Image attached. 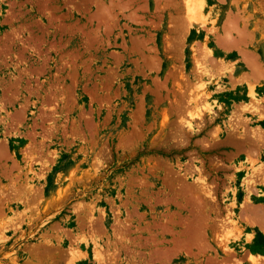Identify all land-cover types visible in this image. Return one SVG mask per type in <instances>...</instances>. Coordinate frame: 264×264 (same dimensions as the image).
Masks as SVG:
<instances>
[{
  "label": "rangeland",
  "instance_id": "374dc122",
  "mask_svg": "<svg viewBox=\"0 0 264 264\" xmlns=\"http://www.w3.org/2000/svg\"><path fill=\"white\" fill-rule=\"evenodd\" d=\"M125 1L0 0V264H264V0Z\"/></svg>",
  "mask_w": 264,
  "mask_h": 264
},
{
  "label": "bare ground",
  "instance_id": "6f19581e",
  "mask_svg": "<svg viewBox=\"0 0 264 264\" xmlns=\"http://www.w3.org/2000/svg\"><path fill=\"white\" fill-rule=\"evenodd\" d=\"M126 1H127V0H126ZM126 1H125V2H126ZM131 1H133V0H131ZM131 1H130V2H131ZM155 1H156V0H155ZM175 1H177V0H175ZM182 1H183V3L185 4L184 0H182ZM188 1H191V0H188ZM188 1H187V2H188ZM201 1H202L203 3H202ZM128 2H129V1H128ZM195 2H199V3L204 4V5H206V3H207L205 0H198V1H197V0L193 1V0H192L191 3L188 2V3H187L188 6L186 5V7H187V9H188V12H187L186 9H185V10H186V12L189 13V14H190V12H191V15L188 14L189 16H192V11L194 12V10L192 9V8L194 7V4H192V3H195ZM168 3H170V2H168ZM189 3H190V4H189ZM142 4H144V3H142ZM165 4H166V3H165ZM171 4H172V3H170V5H171ZM173 4H176V2L173 3ZM173 4H172V5H173ZM112 5H113V4H112ZM121 5H122V4H121ZM168 5H169V4H167L166 6H168ZM191 5H192V6H191ZM113 6H114V5H113ZM119 6H120V5H119ZM119 6H118V7H119ZM122 6H124V4H123ZM163 6H164V5H163ZM189 6H191L192 8H190ZM108 7H109V6H108ZM125 7H126V6H125ZM119 8H120V7H119ZM123 9H124V8H123ZM119 10H120V9H119ZM121 10H122V9H121ZM178 11H180V10H177V13H178ZM182 11H183V10H182ZM131 12H132V11H131ZM175 12H176V11H175ZM122 14H123V13H122ZM235 14H236V13H235ZM235 14H234V15H235ZM238 14H239V13H237L236 15H238ZM181 15H182V14H181ZM185 15H186V14H185ZM227 15H228V14H227ZM234 15H233V17L236 16V15H235V16H234ZM240 16H241V15H240ZM137 17H138V16H137ZM169 17H170V16H169ZM182 17H183V15H182ZM182 17H180V18H178V19L181 21V19H183ZM227 17L230 18V15L227 16ZM227 17H226V18H227ZM238 18H241V17H238ZM136 19H137V18H136ZM169 19H170V18H169ZM230 19H231V18H230ZM230 19H227V20H230ZM235 19H237V18H235ZM235 19L233 18L232 21H233L234 23H237L238 20L235 21ZM242 19L244 20V17H242ZM183 20H184V19H183ZM183 20H182V21H183ZM170 21H171V19H170ZM172 21H173V20H172ZM174 21H175V20H174ZM177 21H178V20H177ZM180 21L177 22V23H179V25H180ZM184 21L186 22V19H185ZM184 21H183L181 24H183ZM226 22H227V21H226ZM141 23H143V21H142ZM168 23H169V21H168ZM189 23H190V22L188 21V25H187V22H186L185 24H186L187 26H189ZM229 23H232V22L230 21ZM234 23H233V25H234ZM173 24H175V22H173ZM173 24H172V25H173ZM185 24H184V25H185ZM224 24H225V23H224ZM237 24H238V23H237ZM227 25H229V24L227 23ZM231 25H232V24H231ZM235 25H236V24H235ZM243 25H244V23H243ZM174 26H175V25H174ZM222 26H225V27H224L225 29L223 28V29H224V32H225V30H227L228 28H230V27H228V26L226 27V25H222ZM236 26H237V25H236ZM236 26H235V27H236ZM244 26H245V25H244ZM244 26H242V27L244 28ZM175 27H176V26H175ZM179 27H180V26H179ZM185 27H186V26H185ZM238 27H239V26H237V29H238ZM245 27H247V26H245ZM183 28H184V27H183ZM183 28L181 27V28H179V29L181 30V29H183ZM226 28H227V29H226ZM243 28H242V29H243ZM230 29H231V28H230ZM232 29H233V26H232ZM169 30H170V29H169ZM184 30H185V28H184ZM233 30L236 32L235 29H233ZM173 31H174V30H173ZM176 31H177V30H175V32H176ZM181 31H182V30H181ZM228 31H229V29H228ZM228 31H226V32H228ZM230 31H231V30H230ZM245 31H246V30H245ZM245 31H242L243 34H244ZM238 32H239V29H238ZM242 32H239V33H240V36L242 37V39H244V38L246 39V37L243 38V35L241 34ZM236 33H237V32H236ZM248 33H249V32H248ZM250 33H252V32H250ZM176 34H177V33H176ZM230 34H232V33H230ZM224 35H225V34H224ZM224 35H223V37H225ZM228 35H229V34H228ZM238 35H239V34H238ZM244 35H246V34H244ZM247 35H248V34H247ZM252 35H253V34H252ZM220 36H221V35H220ZM220 36H219V37H220ZM232 36H233V35H232ZM232 36H231V37H232ZM250 36H251V35H250ZM226 37H227V36H226ZM226 37H225V38H226ZM231 37H230V38H231ZM247 37H248V36H247ZM175 38H176V36H175ZM220 38H221V37H220ZM228 38H229V37H228ZM230 38H229V39H230ZM234 38L236 39L235 36H234ZM238 38H239V37H238ZM238 38H237V39H238ZM168 39H169V38H168ZM237 39H236V40H237ZM223 40H225V39L223 38ZM226 41H227V39H226ZM228 41H229V40H228ZM231 41H232V40H231ZM233 41H235V40H233ZM239 41H240V38H239ZM242 41H243L244 43L246 42V41H244V40H242ZM242 41H241V43H242ZM218 42H219V41H218ZM235 42H236L235 44H239V43H238V40L235 41ZM172 43H173V42H172ZM220 43H221V42H220ZM228 43L230 44V42H228ZM231 43H232V42H231ZM244 43H243V44H244ZM175 45H176V44H175ZM246 45H247V44H246ZM170 46H171V45H170ZM172 46H174V45H172ZM239 46H240V45H239ZM239 48H241V47H239ZM239 48H238V49H239ZM241 49H242V48H241ZM243 49H244V48H243ZM246 50H247V49H246ZM240 52H241V51H240ZM243 52H245V51L243 50ZM246 52H248V50H247ZM251 53H252V52L250 51V53H249L250 55H249V54H248V55H249V56H252L253 54L251 55ZM242 56H243V54H242ZM256 56H258V55H255V57H256ZM244 57H245V55H244ZM242 58H243V57H242ZM248 58L251 59V57H248ZM250 59H249V60H250ZM256 59H257V58H256ZM256 59H254V55H253V59H251V60L255 61ZM244 61H245V60H244ZM253 61H251V62L254 63V65H255V67H256V66L259 64V62L257 61V64H256V61H255V62H253ZM247 62H248V61H246V63H247ZM248 64H249V63H248ZM246 65H247V64H246ZM249 65H250V64H249ZM254 65H253V64H252V66L250 65V66H251V69L253 68ZM260 66H261V63H260ZM255 67H254V68H255ZM258 67H259V66H258ZM254 68H253V69H254ZM256 68H257V67H256ZM261 68H262V66H261ZM257 69H259V68H257ZM257 69L255 70L256 72H257ZM262 69H263V68H262ZM262 69H261V70H262ZM204 70H205V69H204ZM252 71L254 72V70H252ZM258 71H259V70H258ZM260 72H261V71H260ZM235 135H236V134H235ZM235 138H236V137H234V139H235ZM259 138H260V137H259ZM259 138H258V139H259ZM245 139L247 140V138H245ZM245 139H243V140H245ZM237 140H238V139H237ZM259 141H260V140H259ZM262 141H263V140H262ZM243 142H244V141H243ZM243 142H242V143H243ZM243 144H244V143H243ZM235 145H236V144H235ZM239 145H240V144H239ZM236 146H237V145H236ZM243 147H244V146H243ZM249 148H250V147H249ZM245 149H246V148H245ZM254 149H255V148H254ZM250 150H251V149H250ZM248 151H249V150H248ZM248 151H247V152H248ZM1 152H2V151H1ZM1 154H2V153H1ZM3 154H4V153H3ZM5 155H6V154H4V156H5ZM4 169H5V168H4ZM8 169H9V168H8ZM251 177H253V176H251ZM253 178H254V177H253ZM251 181H252V180H251ZM251 181H250V182L248 181V183H251ZM199 182H200V181H199ZM203 182H205V181L203 180ZM205 183H206V182H205ZM182 184H183V183H182ZM195 185H196V184H195ZM185 186H186V185H185ZM187 186H188V185H187ZM190 186H192V185H190ZM199 186H201V185H199ZM206 186H207V187H206ZM206 186H205V189H206L208 195H209V196L211 195V197L213 198L212 195H214V194H213L212 191H211L212 189H210V188L208 189L209 186H208V185H206ZM202 187H203V186H202ZM193 188H194V186H193ZM171 189H172V188H171ZM184 189H185V188H184ZM187 189H188V188H187ZM199 189H201V188H199ZM203 189H204V188H203ZM189 190H190V189H189ZM191 190H192V189H191ZM201 190H202V189H201ZM201 190H200V191H201ZM177 191H180V190L177 189ZM206 191L204 190V192H206ZM195 192H196V189H195ZM198 192H199V191H197V195H198ZM1 193H2V192H1ZM174 193H175V192H174ZM181 193H182V191H181ZM184 193H185V192H184ZM199 193H200V192H199ZM249 193H250V192H249ZM202 194H204V193H202ZM175 195H178V194H175ZM179 195H181V194L179 193ZM200 195H201V194H200ZM172 196H173V195H171L170 197H172ZM191 196H192V195H191ZM205 196H206V195H205ZM166 197H167V196H166ZM196 197H198V196H194L193 198L195 199ZM199 197H200V196H199ZM175 198H176V197H175ZM189 198H192V197H189ZM193 198H192L191 200H194ZM200 198H201V197H200ZM202 198H203V197H202ZM214 198H215V196H214ZM166 199H167V198H166ZM169 199H170V198H169ZM186 199H187V198H186ZM171 200H172V199H171ZM171 200H170V201H171ZM187 200H188V199H187ZM202 200H203V199H202ZM197 201H198V204H197V205L200 206V203H199L200 199L198 198ZM204 201H205V200H204ZM167 202H169V201H167ZM172 202H174V201L172 200ZM188 202H189V201H188ZM188 202H185V203L187 204ZM190 202H192V201H190ZM190 202H189V203H190ZM200 202H201V201H200ZM177 203H179V202H177ZM177 203H174V204H177ZM180 203H181V202H180ZM180 203H179V204H180ZM189 203H188V204H189ZM194 203H196V200L194 201ZM203 203L205 204V202H202V205H203ZM183 204H184V203H183ZM206 204H207V203H206ZM184 205H185V204H184ZM184 205H181V207H183ZM252 205H253V204H252ZM259 205H260V206H258V204L255 205V206L253 205V207H252L251 204H250V206L248 205L246 208H244L245 211H244V212L242 211V212H243V214H244V213L246 214V215L244 214L245 217L247 218V220L249 219L250 224H251L254 228H259L260 230H262V231L264 232V207H261V204H259ZM179 206H180V205H179ZM262 206H264V205H262ZM184 207H186V206H184ZM191 207H192V206H191ZM196 208H197V207H195V209H196ZM198 208H202V206H201V207H198ZM211 209H212V208H211ZM215 209H216V208H215ZM198 210H199V209H198ZM175 211H176V210H175ZM221 212H222V211H221ZM240 212H241V211H240ZM177 213H178V212H177ZM179 213H180V212H179ZM179 213H178V215H179ZM218 213H219V212H218ZM218 213H217V215H218ZM220 214H221V213H220ZM170 215H171V214H170ZM194 215H195V214H194ZM244 215H243V216H244ZM181 216H182V215H181ZM205 216H206V215H205ZM182 217H183V216H182ZM182 217H181V218H182ZM196 217H198V216H196ZM196 217H195V218H196ZM178 218H179V217H178ZM189 218H190V217H189ZM209 218H210V217H209ZM211 218H212V217H211ZM218 218H219V217H218ZM218 218H217V219H218ZM192 219H193V218H192ZM214 219H216V218L214 217ZM217 219H216V220H217ZM120 220H121V219H120ZM171 220H172V219H170V221H171ZM182 220H183V219H182ZM193 220H194V219H193ZM197 220H198V219H197ZM225 220H226V219H225ZM168 221H169V219H168ZM172 221H173V220H172ZM174 221H175V220H174ZM174 221H173V222H174ZM178 221H179V219H178ZM194 221H196V219H195ZM199 221H200V220H199ZM202 221H203V220H202ZM202 221H200V222H202ZM221 221H222V220H221ZM249 221H248V222H249ZM180 222H181V220H180ZM185 222H186V220H185ZM189 222H190V221H189ZM192 222H193V221H192ZM213 222H215V221H213ZM216 222H217V221H216ZM196 223H198V222H196ZM217 223H218V222H217ZM222 223H223V222H222ZM188 224H189V223H188ZM200 224H201V223H200ZM190 225H191V224H190ZM190 225H189V227L192 226V225H191V226H190ZM198 225H199V224H198ZM214 225H215V224H214ZM216 225H217V224H216ZM216 225H215V226H216ZM218 225H219V224H218ZM218 225H217V227H218ZM126 226H127V225H126ZM166 226H167V225H166ZM195 226H197V225L194 224V229H195ZM199 226H200V225H199ZM199 226L197 227V232L199 231V230H198ZM201 226H202V225H201ZM206 226H207V225H206ZM215 226H214V228H215ZM169 227H170V226H169ZM189 227L187 226V228H189ZM192 227H193V226H192ZM217 227H216V228H217ZM166 228H167V227H166ZM212 228H213V226H212ZM216 228H215V229H216ZM200 229H203V228H200ZM218 229H219V228H217V230H218ZM166 230H167V229H166ZM186 230H188V229H186ZM189 230H190V228H189ZM189 230H188V231H189ZM191 230H192V229H191ZM191 230H190V232H191ZM167 231L169 232V230H167ZM171 231H172V229H171ZM205 231H206V230H205ZM205 231H204V232H205ZM175 232H176V231H175ZM184 232H186V231H183V233H184ZM199 232H201V230H200ZM202 232H203V230H202ZM204 232H203V233H204ZM170 233H172V232H170ZM176 233H177V232H176ZM194 233H195V232H194ZM203 233H201L202 235L200 234V235L202 236V237L200 236L202 239H203V236H204ZM185 234H187V233H185ZM190 234H191V236H192L193 232L190 233ZM190 234H189L187 237H189ZM195 234H196V233H195ZM205 234H206V233H205ZM193 235H194V234H193ZM198 235H199V234H198ZM191 236H190V237H191ZM196 236H197V234H196ZM187 237H186V238H187ZM197 237H198V236H197ZM200 237H198V238H200ZM174 238H176V237H174ZM186 238H183V237H182V240H183V239H186ZM195 238H196V237H195ZM195 238H192V239H194V242H192V243H194V245H195V244H199V243H196V242H198L197 239H196V242H195ZM201 238H200V239H201ZM205 238H206V237H205ZM250 238H251V237H250ZM172 239H173V238H172ZM174 240H176V239H174ZM179 240H181V238H179ZM179 240H177V242H176V241H175V242H176V243H178V242H182V241H179ZM186 240L188 241V238H187ZM189 240L191 241L190 238H189ZM198 240H199V239H198ZM187 241H186V244H185V245H187ZM192 241H193V240H192ZM202 241H203V240H202ZM202 241H201V242H202ZM206 241H207V240H206ZM206 241H205V242H206ZM203 242H204V241H203ZM205 242H204V244H205ZM183 243H185V241H183L181 244H183ZM189 243H190V242H189ZM206 243H207V242H206ZM174 244H175V243H174ZM178 244H179V246L181 247V244H180V243H178ZM190 244H191V243H190ZM200 244H201V243H200ZM200 244H199V246H200ZM204 244H201V245L203 246ZM207 244L209 245V243H207ZM43 245H44V244H43ZM185 245L183 244L184 247H186ZM194 245H192V244H191L190 246L187 245V249H188V247L190 248L191 246H194ZM205 245H206V244H205ZM225 245H226V244H225ZM39 246H40V245H39ZM51 246H52V245H50V247H51ZM174 246H175V245H174ZM195 246H196V245H195ZM199 246H197V247H199ZM47 247H48V246H47ZM176 247H177V246H176ZM180 247H179V248H180ZM203 247H204V246H203ZM205 247H208V246H205ZM205 247H204V248H205ZM210 247H211V246H210ZM212 247H213V246H212ZM212 247H211V248H212ZM223 247H224V246H223ZM45 248H46V247H45ZM169 248H171V247H169ZM174 248H175V247H174ZM181 248H182V247H181ZM199 248L202 249L201 246H200ZM199 248H197V249H199ZM204 248H203V249H204ZM211 248H210V249H211ZM176 249H177V248H176ZM182 249H183V248H182ZM190 249H191V248H190ZM203 249H202V250H203ZM206 249H207V248H206ZM206 249H204V251H205ZM224 249H226V248H224ZM224 249H222V250H224ZM227 249H228V248H227ZM227 249H226V250H227ZM47 250H48V249H47ZM172 250H173V248H172ZM179 250H180V249H179ZM214 250H215V249H214ZM48 251H49V250H48ZM113 251H114V250H113ZM189 251H190V250H189ZM215 251H216V250H215ZM224 251H225V250H224ZM230 251H231V250H230ZM39 252H40V251H39ZM45 252H46V251H45ZM196 252H198V251H196ZM37 253H38V252H37ZM193 253H195V252H193ZM202 253H203V252H202ZM216 253H217V252H216ZM232 253H233V252H231V254H232ZM244 253H245V252H244ZM43 254H44V252H43ZM48 254H49V253H48ZM48 254H47V256H48ZM39 255H41V254H39ZM62 255H63V254H62ZM97 255H98V253H97ZM102 255H103V254H102ZM194 255H196V254H194ZM44 256H45V254H44ZM44 256L42 255V257H44ZM50 256H51V255H50ZM232 256L234 257L235 255H232ZM40 257H41V256H40ZM99 257H100V256H99ZM211 257H212V256H211ZM228 257H229V256H228ZM258 257H259V256H256L255 254L251 253L250 259L253 261L254 264H259L260 262H259V258H258ZM44 258H45V257H44ZM208 258L212 260L211 262H213L214 258H210V256H209ZM223 258H224V257H223ZM226 258H227V257H226ZM229 258H230V257H229ZM229 258H228V260H229ZM39 259L41 260V258H39ZM52 259H54V258H52ZM217 259H218V258H217ZM234 259L236 260L237 258H234ZM54 260H55V259H54ZM215 260H216V259H215ZM215 260H214V262H215ZM221 260H222V259H221ZM41 261H42V260H41ZM52 261H53V260H51V262H52ZM209 261H210V260H209ZM224 261H225V260H224ZM229 261H230V260H229ZM231 261H232V260H231ZM231 261H230V262H231ZM42 262H43V261H42ZM226 262H227V260H226ZM237 262H238V260H237ZM31 263H32V262H31ZM34 263H36V262H34ZM46 263H47V262H46ZM54 263H56V261H54ZM205 263H207L206 260H205ZM223 263H224V264H227V263L229 264V262L225 263V262H223V261H222L220 264H223ZM39 264H41V262H40ZM44 264H45V263H44ZM47 264H48V263H47ZM51 264H53V262H52ZM208 264H210V263H208ZM215 264H218V263H217V260H216ZM239 264H243V263L240 262V260H239Z\"/></svg>",
  "mask_w": 264,
  "mask_h": 264
}]
</instances>
